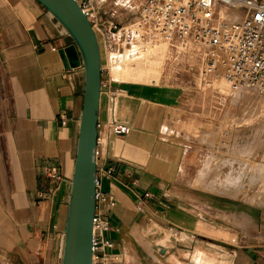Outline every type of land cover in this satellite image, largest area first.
<instances>
[{"label": "crops", "instance_id": "crops-1", "mask_svg": "<svg viewBox=\"0 0 264 264\" xmlns=\"http://www.w3.org/2000/svg\"><path fill=\"white\" fill-rule=\"evenodd\" d=\"M70 44L37 1L0 0L7 88L0 110V264H58L82 98L80 69H67L59 54ZM120 74L115 87L121 93L111 107L101 91L97 120V163L114 167L102 179L105 196L95 208L114 243L108 252L122 264H264V237L238 238V227L256 224L243 225L246 218L234 211L240 210L232 193L237 182L229 191V179H208L223 184L213 192L197 185L200 169L191 177L185 85H152L147 76ZM111 112L129 126L126 135L110 133ZM51 164L60 167L62 181L47 178Z\"/></svg>", "mask_w": 264, "mask_h": 264}, {"label": "built area", "instance_id": "built-area-1", "mask_svg": "<svg viewBox=\"0 0 264 264\" xmlns=\"http://www.w3.org/2000/svg\"><path fill=\"white\" fill-rule=\"evenodd\" d=\"M82 12L107 46L106 64H101V91L107 94L111 107L121 90L115 87L123 71L153 72L149 82L163 83L168 56L182 63L193 56L200 59L202 76L222 78L233 87H247L264 94V0H76ZM109 9L106 15L104 9ZM131 12V20L116 21L117 10ZM106 16V17H105ZM100 47V46H99ZM112 55H117L112 61ZM152 64L147 65V63ZM117 72V74H116ZM61 124L67 122L59 112ZM114 136L126 135L127 124L114 119L108 124ZM95 149V200L104 198L102 179L114 171L113 166L97 163ZM47 178L64 179L60 167L51 164ZM110 204H114L110 197ZM108 224L96 212L93 217L91 264H122L109 253L114 243L104 235ZM177 234V232L175 233Z\"/></svg>", "mask_w": 264, "mask_h": 264}, {"label": "rangeland", "instance_id": "rangeland-1", "mask_svg": "<svg viewBox=\"0 0 264 264\" xmlns=\"http://www.w3.org/2000/svg\"><path fill=\"white\" fill-rule=\"evenodd\" d=\"M104 11L106 15H110L111 11L107 7ZM133 17L131 12L118 9L117 18L114 19L116 21L125 18L131 20ZM99 41L103 58L101 61L106 64L108 49L102 38L99 37ZM164 62L165 70L161 73L163 82L185 85L190 97L187 117L189 125L186 129L190 132L188 140L191 142H186L185 147L190 148L189 151L194 154L195 167L191 177L196 178L197 170L204 167V161L210 155L211 162L209 161L208 164L211 165L207 169V178L215 181L221 177L229 179L228 185H224L229 191L237 182L232 193L236 197L235 202L240 210L236 208L234 211H240L247 219L243 225L256 224L255 229L242 230L238 227L239 231L241 230L238 238L242 235L264 237V111L262 115H258L260 110L257 106L263 100L260 99L262 95L247 87H241L244 92L233 89V86L225 83L222 78L202 76L201 62L196 57L191 56L182 63L180 59L173 60L168 56ZM150 64L152 62L147 63V65ZM131 73L147 77L157 75L150 71ZM6 97L5 75L0 64V110ZM256 109L259 112H254ZM174 124H170L171 128ZM2 141L0 114V151ZM241 150L242 152H239ZM244 163L248 165L241 171ZM199 176L200 170L198 180H201ZM198 186L203 187V182L199 181ZM252 209L257 213V218ZM255 237L254 240L257 239Z\"/></svg>", "mask_w": 264, "mask_h": 264}, {"label": "water", "instance_id": "water-1", "mask_svg": "<svg viewBox=\"0 0 264 264\" xmlns=\"http://www.w3.org/2000/svg\"><path fill=\"white\" fill-rule=\"evenodd\" d=\"M71 44L59 50L67 69L82 73L81 108L59 239L58 264H91L95 214V149L101 94V56L94 29L76 0H35Z\"/></svg>", "mask_w": 264, "mask_h": 264}, {"label": "bare ground", "instance_id": "bare-ground-1", "mask_svg": "<svg viewBox=\"0 0 264 264\" xmlns=\"http://www.w3.org/2000/svg\"><path fill=\"white\" fill-rule=\"evenodd\" d=\"M240 91V90H239ZM255 93V92H254ZM263 98V97H262ZM260 99H261V97H260ZM236 101V100H235ZM256 101V100H255ZM258 101V100H257ZM257 106L259 107V110H260V112L258 111V109H256L254 112H259V114L258 115H262L263 114V111H264V102H263V100L260 102V104H257ZM244 107H245V105H244ZM254 107V106H253ZM246 108V107H245ZM244 108V109H245ZM244 111V110H243ZM243 113V112H242ZM161 124V123H160ZM209 161L211 162V159L209 158V159H207L206 161H205V163H204V167H202L201 169H200V176H199V179L201 178V180H197V185L199 184V181H202L203 182V184H204V187L207 189V190H212L213 192H215L216 190H218L217 189V187H219L220 185L222 186L223 184H217V185H215L213 182H209V181H207L208 180V178L206 179V176H207V169H208V167L211 165V164H208L209 163ZM248 165V163L246 164V163H244V166H243V168H241L240 170L242 171V169L244 170L245 169V167ZM250 167V166H249ZM255 167H257V166H255ZM256 170V169H255ZM203 171V172H202ZM238 172V171H237ZM199 173V172H198ZM239 173V172H238ZM226 176V175H225ZM229 176V175H228ZM218 181H219V179H218ZM223 181V180H222ZM224 183V182H223ZM228 185V184H227ZM249 207L250 208H252L250 205H249ZM253 214H254V212H253ZM241 216V215H240ZM245 217V216H244ZM247 220V219H246ZM210 261V260H209Z\"/></svg>", "mask_w": 264, "mask_h": 264}]
</instances>
